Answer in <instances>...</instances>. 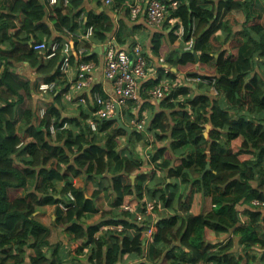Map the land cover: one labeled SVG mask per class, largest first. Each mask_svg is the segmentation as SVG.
I'll use <instances>...</instances> for the list:
<instances>
[{"label":"trees","instance_id":"trees-1","mask_svg":"<svg viewBox=\"0 0 264 264\" xmlns=\"http://www.w3.org/2000/svg\"><path fill=\"white\" fill-rule=\"evenodd\" d=\"M127 1L112 0V7ZM214 1L188 0L170 9L178 23L168 33L153 35L152 54L163 53L168 72L159 70L157 79L144 84L141 97H148L161 80L172 90L159 100L163 110L146 131L128 134L107 119L90 130L96 107L83 109L78 118L64 117L61 93L70 85L59 70L61 53L47 58L49 51L31 48L61 41L60 33L74 31L83 15L81 25L93 27V40L84 44L90 53L93 44L107 41L110 19L85 12L83 0H69L67 6L60 0L53 7L39 0H0V264H71L60 244L51 249L49 227L34 217L47 205L56 206L55 224L77 243L74 253L87 254L82 260L74 257L75 264H264V208L253 204L264 203V12L255 9L254 0ZM47 20L58 37L52 36ZM220 29L227 32V47L216 52L213 40ZM114 35L117 43L124 42L121 29ZM177 41L181 46L192 41V47L173 50ZM80 45L74 41L75 52ZM88 61L96 62V56L87 54L80 61L71 56L76 75L77 64ZM19 62L36 67L38 76L20 80L12 71ZM197 63L210 73L189 75L214 77L217 95L210 93V81L209 93L192 96L169 71ZM50 82L59 92L33 104L39 86ZM136 105L130 101L120 111L129 128L131 119L142 117V109L137 117L133 114ZM143 140L150 147L142 158L136 149ZM207 163L210 170L204 172ZM160 171L162 181L152 185ZM77 177L96 184L90 198L85 188L73 186ZM105 180L103 220L88 224V216L98 212L95 201ZM58 183H63L60 189ZM147 194L146 202L162 216L144 244L149 220L138 226L135 215L145 207ZM123 205L135 206V211L117 213ZM251 248L261 249L258 257H248L245 251Z\"/></svg>","mask_w":264,"mask_h":264},{"label":"crops","instance_id":"crops-1","mask_svg":"<svg viewBox=\"0 0 264 264\" xmlns=\"http://www.w3.org/2000/svg\"><path fill=\"white\" fill-rule=\"evenodd\" d=\"M105 1L106 0H102L101 4H98L96 0H83L82 6L84 7L85 12L95 11L96 14L97 13L104 14L112 22L113 29L109 34H107V41L105 43L94 44V47H92V51L88 53L89 56L91 55L96 56L97 67L92 75V83L90 85V88L87 91H84V96L86 98L85 102H80L81 104H78L77 103L79 102L78 99H75V101L73 102H67L64 99V93H61L60 107L62 109V115L66 118H78L80 116L79 114L83 111V109L87 108V109L93 110L95 105L93 101H91L90 99V91L93 89H98L100 92L105 94L107 97L113 96L114 92L112 90L111 84L104 79L102 70H101L102 55L104 54L106 50L105 49L106 47L104 45H106L109 41H112L113 44H115L119 49H122L128 52H130L133 46L139 45L143 48L145 58L147 60V71H146L147 76L145 79H143L139 83L140 86H139V95H138V100H137L138 102H136L137 105L135 109L133 110V114L135 115V117H137L140 109L143 110L142 117L140 120L145 124L144 129L146 131L147 123L156 114L162 112L161 110L163 109L159 106L160 105L159 100L150 99L147 96H145V99L141 97V95H146L144 94L145 91H144L143 86L148 81L157 79L159 70L164 68L165 69L164 72L165 73L168 72L167 65L164 62H162L164 59L163 53H161L159 57L156 56L155 54L154 55L152 54L153 49H152L151 40H152L153 35L156 32L168 33V31L172 29L171 28L172 25L171 26L169 24L167 26L164 25L162 29L150 28L146 24V21H145V14H144L145 4L143 5L142 10L140 14L138 15V18L136 20H132L129 15V12L125 9L126 2L120 4L121 6L119 8L114 9L112 7L114 3L106 4ZM178 1L180 5V4H186L188 0H178ZM218 1L220 0H215L214 2L218 3ZM256 4L257 6L255 7V9L258 10L260 7L262 9V12H264V3L261 2L260 0H257V1L254 0V6ZM172 9H175V8H172ZM226 18H229V17H226ZM46 25L48 29L52 32V36L54 38L59 36V34L56 31H54L53 22H51L50 20H47ZM168 26L169 28L167 29ZM119 29H121L122 36H124L123 43H117L115 40L114 33ZM226 34L227 32L221 29L215 34V40L213 41L215 42L214 44L217 46V49H215L216 52H220L227 47V44L225 45V42H224V40L227 37ZM172 49L177 50V51H185L188 49V46H181L179 44V41H177L172 46ZM169 52H171V49L169 50ZM12 71L22 81H27V80L33 81L38 76L36 67H33L28 62L15 63L12 67ZM169 71L175 74V77L177 78L178 83L184 86L188 90V93L190 95L196 96V95L209 93V88L203 82L189 80V77H188L189 74L191 73H197V72H200L202 74L204 72L210 73L206 66H203L197 63V64L192 65L189 68H178V69L171 68L169 69ZM64 76H65L66 84L70 85L69 86V90H70L72 83L74 82L75 77H76L75 66H72L64 74ZM199 77H206V76H199ZM39 98L42 100H47L46 98H49V97L45 96L42 93H39L32 97L31 102L35 104L39 100ZM142 106H144V108H141ZM165 113H166V116H168L169 112L167 111ZM146 149H147V145L145 143V140L138 142L136 150H137V153L142 158L146 155L145 154ZM144 166L147 167L148 164L145 163ZM163 177H164V172L160 171L158 175L156 176L155 181H153L152 185H156L159 181H162ZM167 182H169V179L167 180ZM102 183H103L102 191L100 192L97 200L95 201V205L98 209V212L88 216V219H87L88 224H95L103 220L101 218V213L102 212L104 213L105 207L107 205V198L105 197V194L103 191H105V189L109 186V182L108 180H105ZM57 185H58L57 187L60 189L63 183H58ZM73 186L75 188H85L84 192H85V196L87 199L90 198V196L93 194V191L97 188L94 182L92 181L86 182L84 178L82 177L74 178ZM181 190H182V187L180 189V192ZM143 201L144 202L150 201L148 194L144 197ZM56 211H57V208L55 205H47V206L40 207L39 209H37V211L34 214V217L38 222H40L46 227H49L50 229V234L48 238L49 243L52 246L60 244L59 246L62 247V249L64 250L63 251L64 254H66L69 257L70 263L75 264L76 261L74 260V257L82 260L83 256L76 255L74 253V248L77 247V243L75 241H72V236L65 230V227H58L55 224ZM158 211H161V210H158ZM123 212L125 211H123L122 208L117 209V213H123ZM161 216L162 214L160 212H154L153 217L155 218V220H157V218H160ZM148 220L150 221L153 219L149 217ZM232 236L233 234L230 237ZM223 243H226V241ZM144 244L146 243L144 242ZM233 252L235 255H239V256L242 253V251L237 248H235ZM245 253L248 255V257H252V256L258 257V255L260 254V250L257 248H251L245 251ZM125 260L127 259L125 258ZM124 262L130 263L129 260L124 261ZM84 264H87V263H84Z\"/></svg>","mask_w":264,"mask_h":264},{"label":"built area","instance_id":"built-area-1","mask_svg":"<svg viewBox=\"0 0 264 264\" xmlns=\"http://www.w3.org/2000/svg\"><path fill=\"white\" fill-rule=\"evenodd\" d=\"M49 7H53L59 4L60 0H39ZM106 4H113L112 0H106ZM69 0H62V4L67 6ZM145 4V21L146 24L153 29H161L165 23L175 25L178 21L176 18L171 17L170 9L176 8L179 5L178 0H130L126 2L125 9L129 12L132 20H136L140 14L143 5ZM83 15L76 19L77 27L74 31L64 29L61 34V41H50L48 44L45 42H39L31 44V48L36 53H46L47 58L53 57L58 51L61 53V59L59 61L60 73L65 74L71 67V56L81 60L82 57L88 54L87 48L84 46L86 43H91L93 40V27L89 26L86 29L81 25ZM180 35L182 34L180 30ZM74 41L81 45L75 52ZM104 54L102 55L101 70L103 77L106 81L111 84L113 90V96L105 99L97 91H90V99L93 101L96 112L93 114V119L88 121L90 130L96 131L98 121L103 119L109 120L115 115L116 106L121 109H126L128 102H138L139 86L140 81L147 76V60L143 48L139 45L132 47L130 52L119 49L112 41H109L106 45ZM188 49L192 47V41H189L187 45ZM94 47V44H93ZM91 51V50H90ZM164 62V60L162 61ZM97 67L95 61L81 62L77 64V75L76 80L72 83L71 89L64 93V99L67 102H73L78 99L80 102H85L84 91L90 88L92 83V75ZM168 71V70H167ZM189 80L203 82L208 85L211 81L210 89L213 95H217L215 90L214 82L215 78L211 77H199V76H188ZM171 87L167 80H161L157 84H154L148 91V98L154 100H160L165 98L171 93ZM40 93L49 95V93L59 92V87L55 82L43 83L39 86ZM45 111H40V117L44 115ZM131 128L136 129L139 132H145V124L141 120L131 119L129 122ZM51 131L53 127H50ZM150 146H147L149 148ZM70 200H74L71 194H68ZM256 206L264 208L263 202L253 201ZM142 211L137 212L135 215L138 226L146 221L149 217L150 220L147 224V228L143 231L145 243L151 241L153 233L156 231L155 223L156 220L153 217L155 207L153 203L146 202ZM61 207L65 209L62 205ZM135 206L123 205L122 210L131 214L135 211ZM255 207V206H254ZM257 208V207H256ZM155 220V221H154ZM117 232L122 231L121 227H109V230ZM196 264H205L202 262Z\"/></svg>","mask_w":264,"mask_h":264},{"label":"water","instance_id":"water-1","mask_svg":"<svg viewBox=\"0 0 264 264\" xmlns=\"http://www.w3.org/2000/svg\"><path fill=\"white\" fill-rule=\"evenodd\" d=\"M51 43V42H50ZM109 120L111 121H115L117 123V126L119 129H123L124 131H126L128 134H131L132 133V130L130 128H128L124 123L123 121L120 119V109L118 106H116V112H115V115L110 118ZM207 129H209V126L207 127ZM207 170H210V166H209V163H207L206 165V168L204 170L207 171ZM133 178V177H132Z\"/></svg>","mask_w":264,"mask_h":264},{"label":"rangeland","instance_id":"rangeland-1","mask_svg":"<svg viewBox=\"0 0 264 264\" xmlns=\"http://www.w3.org/2000/svg\"><path fill=\"white\" fill-rule=\"evenodd\" d=\"M241 210H242V208H240V210H239V211L241 212L240 214L243 213ZM241 218H242V216H241ZM242 219H243V218H242ZM50 247H51V249H53L52 245H51ZM76 248H77V247H76ZM76 248H74V249H76ZM259 250L261 251V249H259ZM82 256H83L82 258L85 259L86 256H87V254H86V253H85V254H82Z\"/></svg>","mask_w":264,"mask_h":264},{"label":"clouds","instance_id":"clouds-1","mask_svg":"<svg viewBox=\"0 0 264 264\" xmlns=\"http://www.w3.org/2000/svg\"><path fill=\"white\" fill-rule=\"evenodd\" d=\"M40 93V92H39ZM120 118H121V114H120ZM122 120V119H121ZM123 121V120H122ZM116 123V122H115ZM124 123V122H123ZM117 124V123H116ZM125 124V123H124ZM126 125V124H125ZM129 128V127H128ZM131 130L133 129V128H130Z\"/></svg>","mask_w":264,"mask_h":264}]
</instances>
